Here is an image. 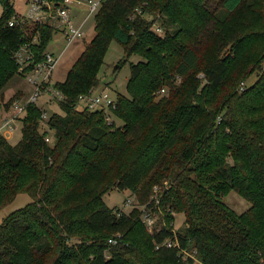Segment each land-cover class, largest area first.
<instances>
[{"label": "trees", "instance_id": "1", "mask_svg": "<svg viewBox=\"0 0 264 264\" xmlns=\"http://www.w3.org/2000/svg\"><path fill=\"white\" fill-rule=\"evenodd\" d=\"M13 1L0 0V91L19 75L21 44L36 37L33 65L59 34L45 22L10 26ZM97 9L94 37L52 82L63 101L52 99L47 122L28 104L16 143L0 134V209L31 197L0 221V264H264V0H101ZM112 40L139 60L108 123L75 106L99 85ZM163 182L165 218H185L174 233L169 224L150 234L140 210L103 201L116 188L155 209L149 198ZM230 191L250 208L231 209ZM165 239L178 247H155Z\"/></svg>", "mask_w": 264, "mask_h": 264}, {"label": "rangeland", "instance_id": "2", "mask_svg": "<svg viewBox=\"0 0 264 264\" xmlns=\"http://www.w3.org/2000/svg\"><path fill=\"white\" fill-rule=\"evenodd\" d=\"M220 0H206L207 6L215 7L216 4H218ZM13 9L16 11L17 14L20 15H26L29 13V4L26 3V0H14L13 1ZM84 10H86L83 7ZM2 7L0 5V16L2 14ZM85 13V12H84ZM83 13V10L81 9L78 14L74 17L75 24H79L80 21L84 20L85 14ZM147 20L153 19L150 15L144 16ZM154 22H157V24L161 27L162 31L164 30V27L162 26L161 19L158 17L154 18ZM83 30L85 31L84 37L81 38L79 41H76L72 43L69 47L66 48V50L62 53V55L59 58V61L56 65V68L54 69V75L52 76L53 82H61L65 79L66 74L68 72V69L71 67V65L75 62V60L80 56L81 52L85 49L87 44L92 40V38L95 35L94 31V17L89 16L84 21ZM61 35L59 34L54 35L53 41L50 42V45L48 47V50L54 51L53 53L56 54L58 51L61 52L64 48L63 46V40H61ZM104 57V62L101 67L100 71V82L99 85L96 87L98 89H106L109 91V94H111L112 97H115L117 93H121L126 95V82L127 79L130 76L131 68L129 67L130 63H136L139 58L136 55H132L130 57L125 56L122 50V46L116 42L115 40H112ZM121 61H125L124 64L120 67L116 66L115 70L113 67L115 65H119ZM200 75L199 77H202ZM255 81V73L250 75L248 79L245 81L244 84H241V87L246 86L248 84H252ZM33 87L29 83L26 77L23 75H14L11 79L8 80L4 88L0 91V114L4 111H9L11 101L19 98L22 94L23 96L27 97L32 93ZM21 91V92H18ZM17 92V93H16ZM51 103H46L44 99L39 100V106L44 107L48 110V114L52 112L57 106L53 101H49ZM4 116V114H3ZM2 119H0L1 122ZM22 122H20V125ZM19 125V124H18ZM16 132V133H15ZM15 134H13L11 137H9V141L11 143H16V141L21 137L20 127L17 126L16 130L14 131ZM165 182H163L160 186H154L157 189V192L154 193V187L152 194L150 195V201L156 204L155 209H152L150 218L153 219L152 227H161L162 225H169L173 222V228L178 227L181 229L184 226L185 218L182 213H174L172 221L167 220L165 218V212L163 211V206L160 203V194L161 190H164ZM158 199V201H155ZM224 202L233 209L237 213H241L246 211L248 208H250V203L246 200H244L241 196H239L236 192L230 191L226 196L223 197ZM31 201V197L29 194H19L13 201H10L9 203L5 204L0 209V221L9 215V213L16 211L20 208H23L26 203ZM103 201L106 205H108L111 208L120 207L123 209L125 213H130V211L133 208H137L140 210V217L143 219L144 215L147 214L145 211H150L147 204H139L135 196L126 190H118L116 188L112 189V191L106 193L103 196ZM168 206L164 205V208L166 209ZM142 213V216H141ZM145 225V224H144ZM146 228V227H145ZM149 231L152 230L151 226H149ZM147 229V228H146ZM151 234V232H149ZM195 264H199L195 262Z\"/></svg>", "mask_w": 264, "mask_h": 264}, {"label": "built area", "instance_id": "3", "mask_svg": "<svg viewBox=\"0 0 264 264\" xmlns=\"http://www.w3.org/2000/svg\"><path fill=\"white\" fill-rule=\"evenodd\" d=\"M101 0H62L55 5L52 1L46 0H26V3L29 4V13L26 15H20L18 19H11L9 25H18V26H28L32 23L45 22L52 24L58 30V33L61 35L63 40V50L57 52L55 55L51 50L46 51L43 54V58L33 65H30L31 61L35 57L31 50V46L34 45L37 41L36 37L33 39L32 43L25 42L20 45L18 49L13 52V56L18 64V73L27 78L31 86L33 87L32 93L25 97L23 94L14 100H12L9 111H5L4 116L0 122V134L9 139L16 130L17 126L20 127V122H22V117L25 112V108L28 104H34L39 106V100L44 99L46 103H51L52 99L58 101H63V94L53 87L52 85V76L54 75L56 65L59 61L60 56L69 47L72 43L79 41L84 37V21L87 17H94L97 8L100 5ZM71 5L83 6L86 9V16L84 20L80 21V25L75 24L73 15L71 13ZM151 30L154 34L162 35L163 31L157 22H151ZM240 90H243V87H240ZM160 93L165 92V89H161ZM78 103L75 106L76 109L82 110L86 108L90 111L101 110L105 115V120L108 123L112 122L113 108L115 106V97H112L109 94V91L106 89L93 88L88 93L83 94L78 98ZM40 107V106H39ZM42 109V122L46 123L49 114L47 109L40 107ZM19 124V125H18ZM162 191V190H161ZM157 192L156 187H154V193ZM155 201H158L156 199ZM156 206V204H155ZM149 208V207H148ZM151 209V210H150ZM153 208H149L150 211H145L147 214L144 215L143 223L147 228L148 232L153 233V231H159L161 227H152L153 219L150 218L151 211ZM142 216V213H141ZM142 219V218H141ZM174 223V222H173ZM173 223L170 224L172 232L176 230L173 228ZM165 225V224H164ZM149 226L152 230L149 231ZM165 245L169 248L178 247L177 241L165 239L160 245H156V248ZM181 251V249H180Z\"/></svg>", "mask_w": 264, "mask_h": 264}, {"label": "crops", "instance_id": "4", "mask_svg": "<svg viewBox=\"0 0 264 264\" xmlns=\"http://www.w3.org/2000/svg\"><path fill=\"white\" fill-rule=\"evenodd\" d=\"M81 9L83 10V13L85 12L84 14H85V16H86V10L83 9V6H82V5H81V6H80V5H79V6L71 5L70 10H71V13H72V15H73V18L75 17L76 14H78V13L80 12ZM85 16H84V17H85ZM78 25H80V24H78ZM84 25H85V24H84ZM82 29H83V27H82ZM84 33H85V31H84ZM61 38H62V37H61ZM61 40H62V39H61ZM18 92H21V91H18ZM16 93H17V92H16ZM4 113H5V111L3 110V113L0 114V119L3 118V114H4Z\"/></svg>", "mask_w": 264, "mask_h": 264}, {"label": "water", "instance_id": "5", "mask_svg": "<svg viewBox=\"0 0 264 264\" xmlns=\"http://www.w3.org/2000/svg\"><path fill=\"white\" fill-rule=\"evenodd\" d=\"M116 66H118V65H115V66L113 67L114 70H115Z\"/></svg>", "mask_w": 264, "mask_h": 264}]
</instances>
